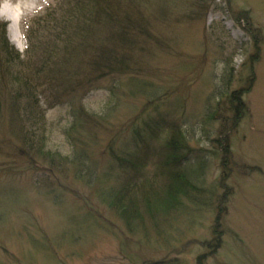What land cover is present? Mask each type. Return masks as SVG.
<instances>
[{
	"label": "rangeland",
	"instance_id": "1",
	"mask_svg": "<svg viewBox=\"0 0 264 264\" xmlns=\"http://www.w3.org/2000/svg\"><path fill=\"white\" fill-rule=\"evenodd\" d=\"M53 1L0 0V20L7 25L8 40L22 60L26 59V28ZM145 2L138 10L148 24V39L153 41L137 40V49L127 53L138 56L137 63L145 72L141 77L155 84V98L163 101L145 108V96L128 97V78L121 88L120 78L107 77L47 110L45 150L62 156L66 166L40 163V167L27 169L29 164L20 158L0 155V264L163 260L198 264L199 256L212 252L202 242L214 238L219 197L225 192L215 188L222 174L217 140L224 132L230 135L232 150L227 172L232 194L226 202L228 213L221 220L226 233L216 254H208L202 264H264V0ZM20 3L25 8L13 30V23L2 12ZM13 31L22 37V50L11 41ZM250 66L255 68L254 78L248 73ZM230 70L235 73L228 85ZM235 91H243L246 106L244 118L231 130L232 111L225 108L216 121L209 115L216 111L221 95ZM80 107L89 115L105 117L103 124L92 121L88 133L69 130L75 119L72 113L76 109L77 114ZM150 118L171 119L184 126L191 145L199 149L193 154L194 162L198 155L207 161L205 187L215 194L188 201L185 211L166 226V239L154 233L152 244H142L141 236L129 233L122 220L98 200L96 171L83 168L75 175L72 162L78 161L83 141L92 147L96 170L103 172L113 161L109 142L115 140V152L120 155L133 153V123L137 120L143 126ZM6 136L9 129L1 127L0 147ZM3 151L9 153V149Z\"/></svg>",
	"mask_w": 264,
	"mask_h": 264
},
{
	"label": "trees",
	"instance_id": "2",
	"mask_svg": "<svg viewBox=\"0 0 264 264\" xmlns=\"http://www.w3.org/2000/svg\"><path fill=\"white\" fill-rule=\"evenodd\" d=\"M145 3V0H54L44 15L26 28L24 60L9 42L7 25L0 20V128L9 129L0 155L20 158L24 164H29L27 169L40 167V163L53 167L60 162V166H66L62 156L45 150L47 110L69 96L86 92L95 82L107 77L120 78L121 88L123 79L128 78L125 85L128 97L145 96V108L163 101L161 97L155 98V84L141 77L145 72L137 63L138 56L127 53L129 49H137V40L153 41L148 39V24L138 10V6ZM234 73L230 70L228 85ZM248 73L254 78L255 68L250 66ZM242 93L221 95L216 111L209 115L210 120H218L226 108L233 113L231 130L237 128L245 114ZM77 111L75 114L74 109L72 113L75 119L69 129L76 133H88L93 123L103 124L105 120V117L89 115L82 107ZM155 120L150 118L143 126L134 121L130 137V142L136 146L133 153H116L115 140L110 141L107 149L113 161L103 172L96 170L92 147L83 141L78 161L72 162L75 175L83 168L96 171L94 188L98 200L122 220L129 233L140 235L142 244H152L154 233L165 238L166 226L185 211L188 201L215 194L205 187L207 161L198 155L194 162L193 154L199 149L191 145L184 126L171 119ZM222 134L217 140L222 174L215 188H223L225 192L219 197L222 207L218 206L214 238L202 242L203 247L213 248L212 252L199 256L198 264H202L208 254H216L226 233L221 220L228 213L226 202L232 194L227 182L232 150L229 133ZM3 149H9V153H4ZM170 263L166 260L142 262Z\"/></svg>",
	"mask_w": 264,
	"mask_h": 264
},
{
	"label": "bare ground",
	"instance_id": "3",
	"mask_svg": "<svg viewBox=\"0 0 264 264\" xmlns=\"http://www.w3.org/2000/svg\"><path fill=\"white\" fill-rule=\"evenodd\" d=\"M24 8L25 7H23L22 3H20L17 6L16 9H11V8L5 7L4 11L2 12V16L13 23V27H14L13 30L17 26H19L20 21H21V16L23 14L22 10ZM21 40H22V37L21 36H17L16 33H14V31H13L12 34H11V41L20 50L23 49V44L20 42Z\"/></svg>",
	"mask_w": 264,
	"mask_h": 264
}]
</instances>
